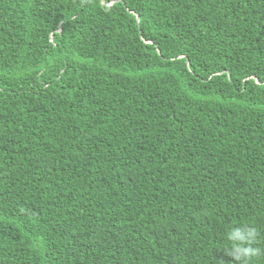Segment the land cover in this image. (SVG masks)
Returning a JSON list of instances; mask_svg holds the SVG:
<instances>
[{
  "label": "trees",
  "instance_id": "16d2710c",
  "mask_svg": "<svg viewBox=\"0 0 264 264\" xmlns=\"http://www.w3.org/2000/svg\"><path fill=\"white\" fill-rule=\"evenodd\" d=\"M264 264V0H0V264Z\"/></svg>",
  "mask_w": 264,
  "mask_h": 264
},
{
  "label": "clouds",
  "instance_id": "9594fccd",
  "mask_svg": "<svg viewBox=\"0 0 264 264\" xmlns=\"http://www.w3.org/2000/svg\"><path fill=\"white\" fill-rule=\"evenodd\" d=\"M258 235L255 225L230 226L226 230L227 247L223 250L232 258L231 264H252L261 256V249L256 246Z\"/></svg>",
  "mask_w": 264,
  "mask_h": 264
}]
</instances>
